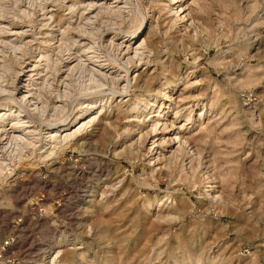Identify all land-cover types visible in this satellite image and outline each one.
Returning a JSON list of instances; mask_svg holds the SVG:
<instances>
[{
	"label": "rangeland",
	"instance_id": "374dc122",
	"mask_svg": "<svg viewBox=\"0 0 264 264\" xmlns=\"http://www.w3.org/2000/svg\"><path fill=\"white\" fill-rule=\"evenodd\" d=\"M3 1L9 4L2 14L3 20L11 22V39H22L26 46L22 44V49L12 53L3 45L7 53L0 57V86L14 88L10 94L0 92V115L19 98L20 86L42 85L43 71L38 65L46 29L37 0ZM132 1L152 20L144 35L150 52L138 67L139 78L135 77L127 96L104 112L111 126L105 119L93 135L83 132L66 148L56 144L57 137L55 143L48 138L51 129L61 128L63 119L61 114L52 116L50 108L62 97L51 94L55 100L47 118H35L37 123L30 127L31 137L37 140L25 151L26 158L15 170L19 173L10 175L7 169L0 176V248L12 238L0 264H50V249H59L61 264H110L113 255L114 264H264V0H249L251 7L244 6L246 0H233L229 5L197 0L201 13L191 6L185 28L181 23L169 29L157 3L153 7L150 0ZM28 2L32 4L28 6ZM21 7L26 9L24 13L18 12ZM54 17L50 27L56 31ZM127 26L124 23L118 31ZM246 67L250 70L245 71ZM192 69L190 81L199 83L186 92L192 96L186 101L195 103L191 117L196 118L202 104L205 111L190 124L187 143L177 149L175 158L169 156V149L173 151L176 145L166 146L161 157L148 164L146 147L132 154L126 133L113 144L130 110L126 104L146 99L153 92V85L150 90L144 85L146 75L156 79V88L175 72ZM182 85L177 84L174 95ZM243 91L251 95L250 101L242 100ZM104 93H108L106 89ZM121 102L126 104L120 107ZM70 105L66 112L77 114L75 102L70 100ZM173 110L166 111L167 118ZM183 120L182 114L180 123ZM7 129L12 128L7 125ZM0 134L4 135L2 129ZM51 146L55 147L52 154L40 158ZM114 147L122 148L115 153ZM208 184L216 186L219 198H207L212 195ZM173 192L176 194L167 200V206L172 211L175 208L176 218L159 219L163 209L141 213L139 202L148 195ZM156 242L162 245L161 257L154 254Z\"/></svg>",
	"mask_w": 264,
	"mask_h": 264
},
{
	"label": "bare ground",
	"instance_id": "6f19581e",
	"mask_svg": "<svg viewBox=\"0 0 264 264\" xmlns=\"http://www.w3.org/2000/svg\"><path fill=\"white\" fill-rule=\"evenodd\" d=\"M150 1L151 2L149 3H151L153 7L155 3H157V8L159 10L158 12L163 11V21L167 20L165 23V28L167 29L180 25L181 23V26H184L183 22L189 19V10H191V6L195 7L197 12L201 13L199 5L197 4V0ZM219 1L223 2V4L226 5L233 3V0ZM9 2L11 1H8V3ZM13 2V5L11 4L12 6L15 5L14 3L16 1L14 3ZM37 2L38 4L35 5L40 6H38V11H42V16L44 20L43 24L46 26V29L44 30L45 44L43 43L44 45L40 50V62L38 65V67L41 68V70L43 71V82H41L42 85L39 87H29L27 84H24L20 86L19 89L16 88L19 91L17 92L20 95L19 98H16L15 102L12 103L13 105H11V107L9 106V108H6L3 114L0 115V130L2 129V131H4V135L0 134V136H3L0 137V139L2 138L0 140V143L2 145L0 146V148H4L3 151L6 152L5 154L0 150L2 152L0 155V176L6 174L7 169L10 170H8L10 175H12L13 172L16 173L15 170L17 166L20 162H22V160H24V158H26L24 157L25 151L30 148L29 146H34V139L36 138L33 139L31 137L30 127L37 123V120H35V118H37L39 121L43 117L44 119L45 117L47 118V110H49V107L52 106L51 101L55 100H51V94L53 95V93L55 97H59L60 99L62 97V99L59 101V104L56 103V105L54 104V107L52 106V108H50L53 112L52 116L55 118L56 116H59L61 114L63 119L59 121L61 122L60 129H58L59 127H57L56 130L51 129L49 131L48 138L50 142L53 141V143H55L54 139L55 137H57L60 141L56 140V138L55 140L58 141L56 144L68 147V145L72 141L75 142L74 139L83 132L89 131L91 135H93L92 133L95 132V129L100 123H103V120L106 119L105 123H107V125H110L111 122L107 120V117L103 116L105 114L104 112L107 111L106 109L110 107L111 103L117 100H119L120 102L123 97L127 96L128 92L133 87L135 77L137 76L139 78L137 70L140 66V63H142L141 61L145 57L147 59V53L150 52L146 45L144 35L147 31V26L148 29L150 28V23L152 20L150 21V17H146L142 10V6L140 7L135 4L134 6L132 0H37ZM245 2V7L254 6L251 5V2V4L248 3L249 0H246ZM31 4L32 2L27 5L29 6ZM7 5L5 4V1L0 0L1 58H4L5 53L3 45H7V48L9 46L10 52L13 53V49H15V51L19 50L21 47H23L22 44H24L22 39H11V36L9 35V32H11L12 29L10 28L11 22L3 20L4 15L2 14L5 9H8ZM17 10L18 12L21 11L23 13L26 11V9L24 10L23 8H17ZM5 13L6 11L4 12V14ZM23 13H21V15ZM53 15L57 18L56 26L59 32L58 35H55L57 30L53 31L50 27V25L55 22V20L54 22L52 21ZM191 18L193 19V17ZM190 21L191 20H189V22ZM193 21L195 20H192L191 22L193 23ZM124 23H128L129 26H127L124 31H118V29L122 28L121 26H123ZM30 24L32 23L30 22ZM119 32L122 33L119 34ZM24 45L26 46V43ZM15 56L17 57V55ZM5 67L7 68L8 66H6L5 64ZM2 68L3 66H1L0 69ZM247 70L250 69H247L246 67L245 71ZM193 71V69L186 73L185 71H177V73L175 72V76H173L171 79H165L161 83V85L156 88H154V82L156 81V79L154 77H151L152 75L148 77L146 75L144 79V85L149 90L153 85V88H151L153 92L148 95V98L142 99L140 101L136 99L135 102L129 104L121 102L120 107L126 104V106L128 107L130 106V110L128 114L124 115L125 119L122 123L125 124H122L124 126L118 128L119 130L114 136L113 144L121 138L122 134L126 133L130 141V143H127V146L132 154H138V151L141 147H146L147 158L149 159V161H151L148 162V164H154V159L157 160V156L161 157L160 155L162 151H164V147L166 146L170 147L176 145V148L173 151H171L172 149H169V156H174L173 158H175L177 149L187 143V138H189L187 137V132L189 127L191 126L190 124H193L194 122L200 120L201 116L204 115L205 111L204 104H202V108L198 111V113H196V118L191 117V115H193L192 108L195 106V103H189L192 96H189V94H187L186 92L191 90L195 85L199 83L196 80L190 81L192 79ZM2 75L3 73H0V80H2ZM158 75L160 74L158 73ZM254 79H256V77L252 78V80ZM18 81L20 83H23V81L20 79ZM179 82L183 83V88H181L180 91H178V93L174 95L177 88V84ZM13 88L1 85L0 92H5L7 90L8 93H12ZM42 88H44L45 90L43 91L44 93L42 92ZM105 89L108 93H104ZM46 91H50V95H47L48 92ZM9 94L8 97L10 96ZM74 95L77 96L75 97ZM8 97L6 96L5 98ZM69 99L71 100V102H75L76 106H78V113L75 115H70L66 112L67 108L71 107L72 105L71 104L70 106H67L70 101ZM188 99L189 101H186ZM184 103L188 104L184 106ZM116 104L118 106L117 102ZM170 109L174 110L170 118H167L168 116H166V111ZM182 114L184 116V120L180 123V118ZM49 116L51 115L49 114L48 118ZM52 116L51 118L53 120L54 118ZM50 124L51 123H49V125ZM7 125H9L12 129L6 130ZM104 127L105 126H103V133L105 131ZM166 133H169V135L162 136ZM53 148L49 151L47 150L48 152L46 150L44 152L41 150L43 153L39 154L40 158H46L48 156V153L52 154ZM120 149L118 150L114 147L112 151L118 153L119 151H121ZM29 152L32 153V151ZM26 153L28 154V152ZM44 154H47V156H45ZM27 158L30 157L28 156ZM159 162H161V159ZM105 182L107 181L103 180V185L106 184ZM207 188H209V190H212V195H208L207 198L217 199L220 197L215 185L208 184ZM209 190L207 189L206 191L208 192ZM103 193H105V191ZM100 194L103 195L102 192H100ZM174 194L176 193H169V195L167 196H160L157 193L148 195L147 197L142 199L141 202H139L141 203V213L147 215L153 210L155 211L163 209L164 213L159 214V219H162L163 221H171L172 218H176V215H174L173 213H176L177 211L174 208V212L172 211V208L171 210L167 206V200L172 197L174 198ZM170 201L172 203V200ZM156 241L158 242L159 240ZM161 246L158 244L156 246L155 253L153 251V253L157 254L158 257L162 253L160 249ZM1 249L2 248H0V250ZM6 251H0L1 255L4 254ZM119 251L121 253V250ZM67 253H65V255ZM48 254L50 264H61L60 259L58 258L59 249H50ZM117 258L119 259V257ZM114 259L115 256L113 255L110 259V264H114ZM155 259L157 258L155 257Z\"/></svg>",
	"mask_w": 264,
	"mask_h": 264
},
{
	"label": "built area",
	"instance_id": "2783aa9c",
	"mask_svg": "<svg viewBox=\"0 0 264 264\" xmlns=\"http://www.w3.org/2000/svg\"><path fill=\"white\" fill-rule=\"evenodd\" d=\"M240 96H242V100L244 101L245 99L246 100H249L250 101V94H247L245 91H243V93L240 95ZM39 201H41V199H38ZM12 243V238H9L6 242H3V244L1 245L2 247V249L0 250L1 252H3V251H6L9 247H10V244ZM8 246V247H7ZM7 249H6V248ZM0 255H1V253H0Z\"/></svg>",
	"mask_w": 264,
	"mask_h": 264
}]
</instances>
